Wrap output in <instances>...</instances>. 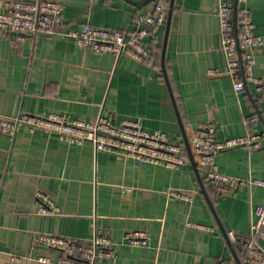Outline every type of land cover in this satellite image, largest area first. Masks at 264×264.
<instances>
[{"label": "crops", "instance_id": "crops-1", "mask_svg": "<svg viewBox=\"0 0 264 264\" xmlns=\"http://www.w3.org/2000/svg\"><path fill=\"white\" fill-rule=\"evenodd\" d=\"M20 1L58 2L70 28L90 22L131 32L153 0ZM217 4L175 0L164 63L166 24L145 38L152 50L146 61L95 52L58 34L0 31V115L60 113L90 120L102 114L115 123L132 119L144 129L164 130L185 145L191 132L208 122L216 124L221 139L241 136L244 118L255 113L257 129L264 130V47L253 51L261 91L247 82L237 92L228 75L209 74L211 68L226 67ZM246 5L263 35L264 0ZM216 161L225 174L264 179V140L256 150H223ZM174 189L193 199L174 198ZM40 191L50 194L55 214L40 211ZM263 199L264 186L257 184L218 194L191 158L179 168L144 164L26 126L14 137L0 133V264H54L37 260L62 256L40 243L42 235L90 242L97 227L114 239L115 260L94 264H239L242 248L229 232L250 234ZM188 222L214 231L191 229ZM133 230L146 232L148 243L125 242ZM260 244L264 249V238ZM15 254L22 256L19 262L12 259Z\"/></svg>", "mask_w": 264, "mask_h": 264}, {"label": "built area", "instance_id": "built-area-1", "mask_svg": "<svg viewBox=\"0 0 264 264\" xmlns=\"http://www.w3.org/2000/svg\"><path fill=\"white\" fill-rule=\"evenodd\" d=\"M170 0H153L147 12L140 17L138 27L123 31L113 27L100 26L90 22L79 28H70L64 20L63 8L58 2L41 1L37 3L4 0L0 3V31L18 34L62 35L73 39L77 44L95 52L126 54L146 61L152 57V50L145 41L151 30L164 26L168 17ZM217 15L220 19L221 49L226 60L224 71L211 68L209 74H226L234 83L235 90L242 92L247 82H252L258 91L263 89V79L254 74L255 57L253 51L264 47V34L256 32V24L247 0H217ZM237 8V13H236ZM262 116V115H261ZM264 117V112H263ZM259 114L244 118L245 134L236 137L219 138L214 123H205L191 132L189 144L197 161L198 170L204 181L220 195H228L240 186L257 184L264 186V179H241L220 171L216 155L235 147L244 146L256 150L263 145L264 130L257 129ZM42 130L57 134L69 144L89 142L96 151L109 152L132 158L144 164H164L182 167L189 163L187 147L179 140H173L169 133L161 129L147 130L139 121L126 119L115 123L111 117L100 114L94 119L72 118L60 113L37 114L21 112L15 117L0 115V133L14 137L21 127ZM171 195L181 201L190 202L191 193L174 189ZM42 200L40 211L53 215L58 208L49 193L40 191ZM191 229L213 232L212 226L188 222ZM229 238L242 248L239 264H264V249L260 239L264 238V199L255 209V219L248 235L235 230ZM148 234L142 230L127 232L124 241L135 246L148 243ZM40 243L62 251L59 258L37 256L43 263L54 264H94L104 259L115 260L114 239L102 227H97L90 242L70 239L55 234H44ZM14 261L22 259L13 255Z\"/></svg>", "mask_w": 264, "mask_h": 264}, {"label": "water", "instance_id": "water-1", "mask_svg": "<svg viewBox=\"0 0 264 264\" xmlns=\"http://www.w3.org/2000/svg\"><path fill=\"white\" fill-rule=\"evenodd\" d=\"M174 2L175 0H171L170 1V7H169V12H168V17H167V23H166V35H165V41H164V47H163V53H162V57H163V63L165 61V55H166V48H167V41H168V36H169V32H170V26H171V21H172V15H173V9H174ZM236 13H237V8H236ZM18 34V33H17ZM21 36H24L23 34H19ZM186 147L189 153V156L194 164V166L197 169V161L192 153L190 144H189V140L186 139Z\"/></svg>", "mask_w": 264, "mask_h": 264}, {"label": "trees", "instance_id": "trees-1", "mask_svg": "<svg viewBox=\"0 0 264 264\" xmlns=\"http://www.w3.org/2000/svg\"><path fill=\"white\" fill-rule=\"evenodd\" d=\"M170 1H171V0H170ZM170 1H169V3H168V12H169V7H170ZM151 31H153V30H151ZM185 150H186L187 156H188V158H189V160H190V156H189L188 150H187V149H185Z\"/></svg>", "mask_w": 264, "mask_h": 264}]
</instances>
